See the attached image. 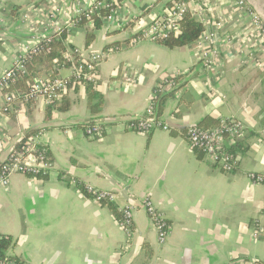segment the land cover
Here are the masks:
<instances>
[{
  "label": "crops",
  "instance_id": "1",
  "mask_svg": "<svg viewBox=\"0 0 264 264\" xmlns=\"http://www.w3.org/2000/svg\"><path fill=\"white\" fill-rule=\"evenodd\" d=\"M94 1L0 0V77L26 48L59 28H69L66 42L83 56L104 55L93 84L103 100L98 115L88 112L80 84L64 94L70 109L48 122L42 100L16 98L4 112L6 93H0V164L35 131L54 167L46 178L12 175L0 187V236L10 239L6 256L24 264L264 262V185L247 176L264 172V75L258 70L264 38L239 0H191L193 17L215 34L214 48L197 42L175 50L150 42L126 48L140 26L164 16L169 0H121L84 49L90 26H67L77 10ZM15 7L19 10L12 13ZM116 43L122 50L110 47ZM210 48L218 57L206 68L201 55ZM30 75L34 81L67 78L69 70H47L35 62ZM165 79L176 83L159 116L170 130L129 131L128 122L144 116L155 86ZM206 118L234 119L244 127L240 143L246 150H235L238 167L230 174L202 154L198 158L188 144L187 129ZM90 121L101 126L100 136L85 135ZM213 128L207 122L203 129ZM231 145L224 142L227 150ZM71 181L116 193L115 207H132L131 235ZM144 198L170 227L163 244L142 206Z\"/></svg>",
  "mask_w": 264,
  "mask_h": 264
},
{
  "label": "built area",
  "instance_id": "2",
  "mask_svg": "<svg viewBox=\"0 0 264 264\" xmlns=\"http://www.w3.org/2000/svg\"><path fill=\"white\" fill-rule=\"evenodd\" d=\"M190 2L178 3L166 12L167 14L165 17L145 26H140L138 33L132 40V44L137 45L141 42L157 43L164 39L171 31L176 30V23L186 14ZM238 6L247 10L246 13L251 15L252 12L245 7L246 5H244L241 0L238 1ZM103 7H109L106 0H95L85 16L87 17L93 11ZM86 10H77L74 17L81 15ZM113 14L114 12L111 10L106 20H112ZM253 20V25L260 26L262 30V25L259 23V20L255 17H253ZM60 30L61 28H59L56 33H59ZM45 40L46 39L36 41L34 46L26 48L24 53L15 58L10 69L6 70L1 75L0 93H6L4 97L6 104L4 112L7 111V107L16 99L12 93H8L6 90L16 78L26 73L28 62L39 50V45ZM196 42L214 48L216 46V37L213 32L204 31ZM45 43H48V41H45ZM211 48L201 55V63L204 64L206 68H210L218 57V51ZM76 57L78 58L77 60H75ZM64 59L68 64L69 70V76L67 78H52L34 81L26 94L18 95L20 101L28 103L42 100L45 105H49L53 102L60 101L68 88L74 84H81L83 82L94 84L96 68L104 59V55L101 53H92L83 56V53L75 48L72 51H68L64 55ZM258 66L261 67L262 62H259ZM175 88L176 83L173 80L165 79L155 86L152 92V98H155L157 95L167 94ZM134 121L137 123L128 124L127 129L135 133L148 134L155 130H162L164 132L170 130L169 126L162 122L156 115L155 105L152 100L148 104L144 116ZM84 132L88 138H96L102 134V128L99 124H95L85 127ZM243 132L244 127L239 121L234 119H221L219 125L213 129L189 127L186 131V139L190 148L193 151H200L216 170L225 174H230L237 169L238 161L233 155L226 151L224 142L229 141L231 144L236 143L241 140ZM53 171V163L48 157L46 148L39 142V134H36L27 139L23 150L17 151L13 149L0 164V187H6L12 175H21L37 179L46 178ZM247 176L253 184L264 185V172L259 174L249 173ZM75 185L76 182L71 181V186L75 187ZM82 188L84 195L91 198V200L98 205L103 203L115 205L117 199L116 193L101 191L88 185H83ZM142 206L156 230L158 243L163 244L168 238L170 231L166 219L156 210L149 198H144L142 200ZM116 208L120 216L118 222L119 227L124 235L129 237L132 233L134 209L130 206ZM0 264L19 263L3 253V255L0 254Z\"/></svg>",
  "mask_w": 264,
  "mask_h": 264
},
{
  "label": "trees",
  "instance_id": "3",
  "mask_svg": "<svg viewBox=\"0 0 264 264\" xmlns=\"http://www.w3.org/2000/svg\"><path fill=\"white\" fill-rule=\"evenodd\" d=\"M30 1H34V0H30ZM106 1L109 5L108 8H105V7L99 8V9L93 11L91 14H89L86 17L85 15L89 11L88 10L89 8H88L81 15H79V16L77 15L76 17H73L71 19V21L69 22V25L67 26V27H69L71 25H73L75 27H83V26H87V25L90 26L92 33L86 34L84 49H87L93 43L94 38H95L93 32H96L101 28L103 21L107 18V16L109 15V12L111 10L113 12L115 10H117L120 6V3H121V0H106ZM190 1L191 0H169L166 3L165 7H166V9H170L178 3H189ZM18 10H19V7L18 8L15 7L13 9L12 13H14V12L17 13ZM166 14L167 13L165 12L163 17H165ZM193 16L194 15L189 8L188 11L186 12V14L183 16V18L180 19L176 23V30L171 31L164 39H162L161 41L154 43V44L158 45L162 48H166L169 50H175V49H181V48L187 47V46L195 43L199 39L201 34L205 31V27L201 23L197 22ZM157 20H155V21H157ZM259 22H261V21L259 20ZM66 30H67L66 27L61 28L59 33H56V34L50 36L49 38H46L45 41H48V43H45V41H44L39 45V50L37 51L36 54H34L32 56L31 60L28 62V65L26 68V73L24 75H21L18 78H16L15 81H13L10 84L9 88L6 90L8 93H11L13 91L18 90L20 92L19 95H24L28 92L30 86L34 83V79L30 75V70H31L32 65L35 62H39V63L43 64L44 68L45 69L47 68V70H50L52 68H55V69L68 68V64L65 62L64 55L68 51H72L75 48L68 46V44L66 42V39H67V35H66L67 31ZM262 30L264 32L263 26H262ZM135 35H134V37H135ZM125 43H126V48L133 46L130 39L125 41ZM110 47H117L118 50H122L119 46V43L112 44ZM77 59L78 58L76 57L75 60H77ZM49 78L52 79L55 77H54V75H51ZM80 85H83L85 87L86 96H87L86 98H87V110H88V112L92 116L98 115L102 110V104H103L102 96L97 91H95L94 85L92 83H84L83 82ZM173 92L174 91H171L167 94L157 95L155 98H152V102L155 105V112H156V115L158 117L160 116V114L163 110V106H164L165 101L167 100L168 97H171V94ZM15 98L20 100L18 95H16ZM69 109H70V102H69L67 96L64 95V96H62L60 101L53 102V103L47 105V107L44 110V120L46 122H48L51 120L52 115L54 113L67 112ZM207 122H210L211 125L215 128L219 125V121H213V120L206 118L198 125V127H201V129H203ZM136 123L137 122L134 120L131 122L130 121L128 122V124H136ZM95 124H96V122L90 121L86 125H84V129H85V127L92 126ZM208 128H212V127H208ZM34 133H35V131H30V132L26 133L24 135L23 139L16 145L14 150H17V151L23 150L27 139L29 137L35 135ZM235 150H240V151L246 150V149L241 147L240 140L237 141L236 143H233L228 150L226 149V151L229 152L233 156L236 155ZM194 152H195L196 156L199 158L200 154H201L200 151L195 150ZM75 188L77 189V191L80 194L84 195L82 185H80L79 183H76ZM101 206L107 208L115 216L116 220L119 222L120 216H119V214L117 212V208L114 206V204L103 203V204H101ZM9 245H10V239L0 236V254L1 255H3V253L5 254V251L7 250ZM11 259H13V258H11ZM13 260L18 262L19 264H22V262H20L16 259H13ZM259 264H264V262H259Z\"/></svg>",
  "mask_w": 264,
  "mask_h": 264
},
{
  "label": "rangeland",
  "instance_id": "4",
  "mask_svg": "<svg viewBox=\"0 0 264 264\" xmlns=\"http://www.w3.org/2000/svg\"><path fill=\"white\" fill-rule=\"evenodd\" d=\"M244 5H246L245 7H247L252 13L251 15L247 14L248 18L251 19V23H252V28L258 32L260 37H264V34L262 32V30L260 29V26L257 25H253V17H255L256 19L260 20L261 25L264 27V0H241ZM245 13L247 10H245ZM261 59H263L262 61V66L258 69L259 71H261V74L264 75V56L261 55Z\"/></svg>",
  "mask_w": 264,
  "mask_h": 264
}]
</instances>
